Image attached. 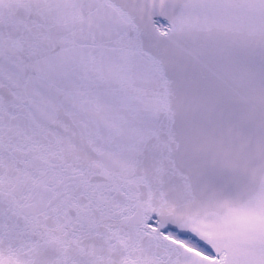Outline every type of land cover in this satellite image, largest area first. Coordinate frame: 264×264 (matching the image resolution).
Masks as SVG:
<instances>
[{
  "label": "snow or ice",
  "instance_id": "obj_1",
  "mask_svg": "<svg viewBox=\"0 0 264 264\" xmlns=\"http://www.w3.org/2000/svg\"><path fill=\"white\" fill-rule=\"evenodd\" d=\"M0 264H264V0H0Z\"/></svg>",
  "mask_w": 264,
  "mask_h": 264
}]
</instances>
